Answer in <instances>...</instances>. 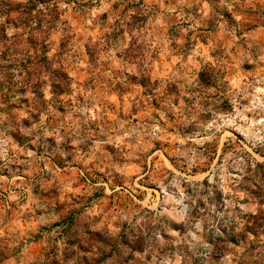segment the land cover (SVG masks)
<instances>
[{
    "label": "rangeland",
    "instance_id": "1",
    "mask_svg": "<svg viewBox=\"0 0 264 264\" xmlns=\"http://www.w3.org/2000/svg\"><path fill=\"white\" fill-rule=\"evenodd\" d=\"M0 264H264V0H0Z\"/></svg>",
    "mask_w": 264,
    "mask_h": 264
}]
</instances>
